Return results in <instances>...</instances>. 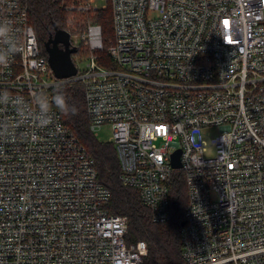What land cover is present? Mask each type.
Returning a JSON list of instances; mask_svg holds the SVG:
<instances>
[{"label":"built area","instance_id":"1","mask_svg":"<svg viewBox=\"0 0 264 264\" xmlns=\"http://www.w3.org/2000/svg\"><path fill=\"white\" fill-rule=\"evenodd\" d=\"M105 2L65 6L86 27L65 30L77 75L57 79L27 5L0 0L19 49L0 66V264H143L148 253L145 241L127 243L128 218L110 212L111 191L55 105L76 82L90 130L111 126L119 179L153 223L171 220L170 186L182 173L184 264H264V0ZM108 7L113 68L99 63L93 20ZM209 128L220 131L211 141Z\"/></svg>","mask_w":264,"mask_h":264},{"label":"trees","instance_id":"2","mask_svg":"<svg viewBox=\"0 0 264 264\" xmlns=\"http://www.w3.org/2000/svg\"><path fill=\"white\" fill-rule=\"evenodd\" d=\"M23 2L28 7L29 22L46 55L45 44L54 34V26L60 30H68L71 13L65 6L72 0H23ZM93 20L101 25L103 32L104 51L100 53L99 63L113 68L107 53L113 35L108 40V45L105 44L106 36L110 32L113 33L111 9L108 7L106 10H99L93 16ZM59 92L65 95L69 105H74L77 109V114L71 115L61 112L57 107L64 125L75 134L94 158L100 182L111 191L110 212L128 218L127 243L129 245L140 241L147 243L148 253L143 264H184L181 229L188 194L183 175L180 172L174 174L170 186L171 220L164 224L153 223L150 212L143 205L138 192L121 183L119 179L121 168L113 143L99 141L90 130L83 85L76 82L63 87Z\"/></svg>","mask_w":264,"mask_h":264},{"label":"water","instance_id":"3","mask_svg":"<svg viewBox=\"0 0 264 264\" xmlns=\"http://www.w3.org/2000/svg\"><path fill=\"white\" fill-rule=\"evenodd\" d=\"M45 50L50 67L57 79H70L77 75V67L73 61V55L78 52V47L72 46L69 32L54 26V34L46 42ZM180 155V150L173 155L172 166L174 169L182 167Z\"/></svg>","mask_w":264,"mask_h":264},{"label":"clouds","instance_id":"4","mask_svg":"<svg viewBox=\"0 0 264 264\" xmlns=\"http://www.w3.org/2000/svg\"><path fill=\"white\" fill-rule=\"evenodd\" d=\"M19 51L15 43L14 26L11 21H0V66L7 67L13 55ZM0 100L6 102L5 94L0 93ZM56 107L65 114L76 115L77 109L74 105L67 103L66 97L62 92H57L54 97ZM40 119L42 122H48L50 120L49 104L46 98L44 102L39 105Z\"/></svg>","mask_w":264,"mask_h":264},{"label":"rangeland","instance_id":"5","mask_svg":"<svg viewBox=\"0 0 264 264\" xmlns=\"http://www.w3.org/2000/svg\"><path fill=\"white\" fill-rule=\"evenodd\" d=\"M75 0H72V2ZM98 3L100 6H103L104 4H108V2H105V0H98ZM70 4V3H68ZM69 22H68V28L71 30L78 29V31H83L86 27V18L83 16H80L78 14L71 13L69 16ZM111 35V36H110ZM113 33L111 32L106 36L107 41L105 40V44L108 45V40L112 38ZM80 67L85 66V62L79 63ZM220 131L217 128H209L204 130V135L207 140L211 141L213 137H216L219 135ZM96 137L99 141L104 143H110L112 141V128L110 125L103 126L99 131L96 133ZM215 155V148L210 147L209 152L207 153V157H211ZM178 173V172H176ZM175 173V174H176ZM181 173V172H180ZM182 174V173H181Z\"/></svg>","mask_w":264,"mask_h":264},{"label":"flooded vegetation","instance_id":"6","mask_svg":"<svg viewBox=\"0 0 264 264\" xmlns=\"http://www.w3.org/2000/svg\"><path fill=\"white\" fill-rule=\"evenodd\" d=\"M60 47H62V46L60 45Z\"/></svg>","mask_w":264,"mask_h":264}]
</instances>
